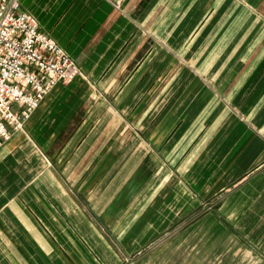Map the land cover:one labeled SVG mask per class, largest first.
Listing matches in <instances>:
<instances>
[{"label":"crops","instance_id":"0c3cea01","mask_svg":"<svg viewBox=\"0 0 264 264\" xmlns=\"http://www.w3.org/2000/svg\"><path fill=\"white\" fill-rule=\"evenodd\" d=\"M80 68L0 146V264L264 262V0H20Z\"/></svg>","mask_w":264,"mask_h":264},{"label":"built area","instance_id":"2783aa9c","mask_svg":"<svg viewBox=\"0 0 264 264\" xmlns=\"http://www.w3.org/2000/svg\"><path fill=\"white\" fill-rule=\"evenodd\" d=\"M106 1L120 10L127 0ZM79 74L65 50L21 11L20 0H0V146L23 128L57 83Z\"/></svg>","mask_w":264,"mask_h":264},{"label":"rangeland","instance_id":"374dc122","mask_svg":"<svg viewBox=\"0 0 264 264\" xmlns=\"http://www.w3.org/2000/svg\"><path fill=\"white\" fill-rule=\"evenodd\" d=\"M260 264H264V262H261Z\"/></svg>","mask_w":264,"mask_h":264}]
</instances>
